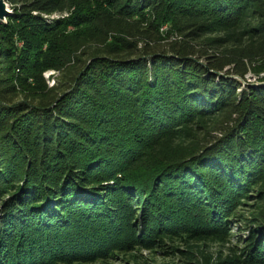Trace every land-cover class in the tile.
<instances>
[{
  "label": "trees",
  "instance_id": "trees-1",
  "mask_svg": "<svg viewBox=\"0 0 264 264\" xmlns=\"http://www.w3.org/2000/svg\"><path fill=\"white\" fill-rule=\"evenodd\" d=\"M122 1L30 0L0 20V62L19 57L35 78L63 68L71 82L59 99L0 113V188L18 192L23 183L0 212V264L87 261L151 246L168 232L221 233L233 194L264 178V85L232 76L245 75L237 54L204 55L190 42L202 26L249 18L264 49V0ZM55 12L69 15H42ZM207 15L213 20L190 21ZM124 21L142 31L120 28ZM165 26L181 40L162 41ZM194 120L217 136L202 143L198 126L196 145L137 172L152 147ZM75 176L100 183L94 196L79 197ZM261 216L247 264H264Z\"/></svg>",
  "mask_w": 264,
  "mask_h": 264
},
{
  "label": "rangeland",
  "instance_id": "rangeland-1",
  "mask_svg": "<svg viewBox=\"0 0 264 264\" xmlns=\"http://www.w3.org/2000/svg\"><path fill=\"white\" fill-rule=\"evenodd\" d=\"M29 1L6 0L9 9L18 13L22 11L23 5L29 3ZM126 2V0L122 1V4ZM120 5L121 1L117 6L119 7ZM42 15L49 22H52L55 19L68 16L69 14L68 12H55L50 15ZM6 20L8 23V19ZM205 20L212 21L213 18L207 15L204 18L200 17L198 19H191L190 21L197 22V25H201V22ZM249 20V18H243L241 19L242 23H240L234 17L233 20H230V22L222 26L217 23L210 27L202 26L198 28V31L193 35L190 42L199 47L198 49L204 55L208 53L207 55L209 56L217 55L225 58L224 56L230 57L233 54H237L242 59V65L245 68V75L241 78L245 81V84L256 87L264 85L262 84L264 82L263 38L260 35H253L250 32L252 25ZM126 24L130 25L128 26ZM116 26L113 25V27ZM126 26L130 30L136 31H142L143 28L134 24V22L127 21L126 23L124 21L120 28H125ZM166 29V26L161 28L162 36L166 38V40L162 41L171 42L181 40L180 33L174 32V35L167 34ZM184 29L185 31L183 33H186L191 28L186 27ZM162 30L165 31L163 32ZM69 41L71 42L68 39L67 42ZM17 45L22 47L23 43L18 42ZM83 50L85 49L83 48ZM81 51H78V53H81ZM18 59L19 57L15 60L10 59L11 61L3 60L0 62V113L16 110L23 103L29 104L30 102L32 104H39L41 102L44 104L54 98L59 99L61 95H64L68 91L67 88L71 85V82L66 80V83L65 79L67 78H65V70L63 68L40 70L35 78L24 73L19 67ZM206 61V56L202 57L201 62L204 64ZM229 67L227 66L224 72ZM254 82H259V84H255ZM65 84L66 86H64ZM205 121H191L189 125L182 127L180 131L158 142L152 147L149 156L144 157L138 164L134 165L137 172L140 173V169H143L142 172L145 169L149 171L150 168L158 164V161L163 158V153L168 154L170 150H174L176 147L181 145H184L182 147L196 145L199 139L194 140V135L197 137L195 132L198 133V130L196 131L195 129L198 126L201 128L199 138H201L202 143L212 139L211 135L213 137L217 136L218 129L209 127ZM12 122L13 120L10 123L7 122L5 128L8 126V129L5 130L6 132L11 133L12 129L9 127V124L12 125ZM25 122L27 123V121ZM22 124L25 123L23 122ZM209 130L211 134L204 136ZM5 131H3V136L6 134ZM24 139L26 140V138ZM166 158L169 157L166 155ZM93 171L94 169H89L87 175L93 174ZM145 175H147L146 172ZM75 179L80 186L84 187L79 197L94 196L96 190L100 187V183L95 182L93 179L85 180L81 179L80 176H75ZM18 184L20 187L18 192L9 189L5 191V184L1 186L0 212L5 210L7 203L10 202L15 194L17 198L21 195L20 192L22 193L23 191V188H21L23 183L20 182ZM249 185L250 187L246 189V192L240 196L233 194L234 201L232 202V206L226 209L224 213L226 216L225 221L228 222L224 232L209 233L197 228L179 231L178 233L168 232L163 234L165 235L164 238L160 237L151 246H139L135 244L133 248L122 250L109 256L87 261L64 262L61 264H247V253L245 252L247 242L251 234L254 233L253 230L256 228L255 221H257V218L262 217L261 215H264V178L258 177L252 180ZM205 205L207 211H210L209 204ZM140 207L141 205H135V210L139 212ZM134 217L132 216V219L136 220V217Z\"/></svg>",
  "mask_w": 264,
  "mask_h": 264
},
{
  "label": "water",
  "instance_id": "water-1",
  "mask_svg": "<svg viewBox=\"0 0 264 264\" xmlns=\"http://www.w3.org/2000/svg\"><path fill=\"white\" fill-rule=\"evenodd\" d=\"M14 12L12 10L9 9V5L8 3L6 2V0H0V20H3V21H7V17L11 16ZM233 77L235 78H238L242 83H244L245 81L239 77V76H236V75H232ZM255 84H259V82H254ZM245 84V83H244ZM253 84V85H255ZM264 84V82L262 83Z\"/></svg>",
  "mask_w": 264,
  "mask_h": 264
}]
</instances>
